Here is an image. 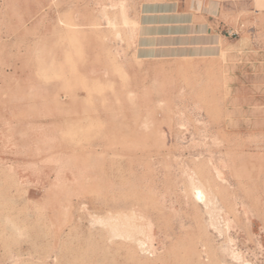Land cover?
<instances>
[{"label":"rangeland","instance_id":"374dc122","mask_svg":"<svg viewBox=\"0 0 264 264\" xmlns=\"http://www.w3.org/2000/svg\"><path fill=\"white\" fill-rule=\"evenodd\" d=\"M0 264H264V0H0Z\"/></svg>","mask_w":264,"mask_h":264},{"label":"bare ground","instance_id":"6f19581e","mask_svg":"<svg viewBox=\"0 0 264 264\" xmlns=\"http://www.w3.org/2000/svg\"><path fill=\"white\" fill-rule=\"evenodd\" d=\"M193 189V188H192ZM193 191V190H192ZM194 194L196 196V198H201L203 195V192L200 188L198 187H194Z\"/></svg>","mask_w":264,"mask_h":264}]
</instances>
